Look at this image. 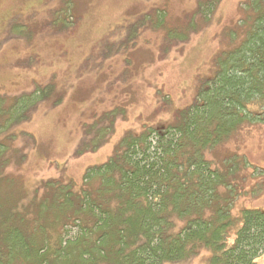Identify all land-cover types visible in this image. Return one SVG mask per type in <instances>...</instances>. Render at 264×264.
<instances>
[{"label": "trees", "instance_id": "16d2710c", "mask_svg": "<svg viewBox=\"0 0 264 264\" xmlns=\"http://www.w3.org/2000/svg\"><path fill=\"white\" fill-rule=\"evenodd\" d=\"M243 12V29L174 123L124 137L78 190L45 182L24 212L14 178L22 160L11 145L31 135L12 131L48 95H0V264H185L202 253L205 264H256L264 211L232 210L245 158L220 166L206 155L245 126L264 125V0H248Z\"/></svg>", "mask_w": 264, "mask_h": 264}, {"label": "rangeland", "instance_id": "374dc122", "mask_svg": "<svg viewBox=\"0 0 264 264\" xmlns=\"http://www.w3.org/2000/svg\"><path fill=\"white\" fill-rule=\"evenodd\" d=\"M198 1L0 0V95H48L12 131L31 135L11 145L22 160L14 164L21 212L45 182L80 189L124 137L164 129L192 104L243 29L248 0H206L195 16ZM206 155L220 166L244 157L230 186L233 213L264 211V125L245 126Z\"/></svg>", "mask_w": 264, "mask_h": 264}, {"label": "bare ground", "instance_id": "6f19581e", "mask_svg": "<svg viewBox=\"0 0 264 264\" xmlns=\"http://www.w3.org/2000/svg\"><path fill=\"white\" fill-rule=\"evenodd\" d=\"M8 65H9V64H8ZM12 65H13V63H12ZM30 65H31V64H30ZM32 66H33V65H32ZM34 66H35V65H34ZM30 67H31V66H30ZM18 68H19V67H18ZM18 68H17V69H18ZM19 69H20V68H19ZM27 69H28V68H27ZM8 70H9V69H8ZM17 72H18V71H17Z\"/></svg>", "mask_w": 264, "mask_h": 264}]
</instances>
